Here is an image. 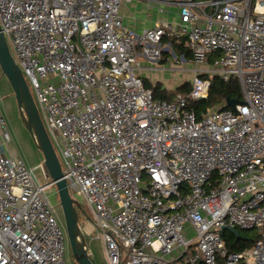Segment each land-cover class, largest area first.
Instances as JSON below:
<instances>
[{
  "label": "built area",
  "instance_id": "2783aa9c",
  "mask_svg": "<svg viewBox=\"0 0 264 264\" xmlns=\"http://www.w3.org/2000/svg\"><path fill=\"white\" fill-rule=\"evenodd\" d=\"M126 1L0 0L70 196L84 197L109 264H264V0H147L177 5L178 20L141 32L122 22ZM166 33L185 36L194 63L172 100L137 73ZM214 75L237 79L241 102L198 117L191 102ZM51 185L16 154L0 104V264H69ZM224 225L258 237L230 250Z\"/></svg>",
  "mask_w": 264,
  "mask_h": 264
},
{
  "label": "water",
  "instance_id": "95a60500",
  "mask_svg": "<svg viewBox=\"0 0 264 264\" xmlns=\"http://www.w3.org/2000/svg\"><path fill=\"white\" fill-rule=\"evenodd\" d=\"M0 69L5 75L14 93L20 116L32 136L37 148L43 157V165L47 177L56 186L59 202L62 207L64 225L66 229L69 247L80 264H96L89 253L84 235L79 225L78 203L69 194L66 180L63 178L62 167L57 156L56 149L51 141L49 133L43 123L38 106L30 91L26 78L13 57L8 41L0 28ZM238 99L227 98L226 105L233 107ZM228 230L236 237L243 234L234 226L224 225L220 231ZM200 264V263H196Z\"/></svg>",
  "mask_w": 264,
  "mask_h": 264
},
{
  "label": "crops",
  "instance_id": "0c3cea01",
  "mask_svg": "<svg viewBox=\"0 0 264 264\" xmlns=\"http://www.w3.org/2000/svg\"><path fill=\"white\" fill-rule=\"evenodd\" d=\"M121 8L123 9L121 14L123 24L133 27L137 32H141L147 27H153L156 23L173 22L178 20L179 8L177 5L171 3H152L147 0H129L123 2L120 9ZM162 42L164 47L168 48L162 50L161 58L159 60L153 61L144 57L143 55H139V68L137 69V73L142 78L143 82H146L151 86L155 85L156 83H160L163 88H165L166 91L171 94V99H173L176 93H180V91L177 90V87L184 83H188V81L182 79V76L178 73V66L174 64H178L177 62L181 63V61H183L181 59L182 55L184 56V60H188L190 62L192 60L190 59L189 54H177L173 46V43L180 44L181 42H183V45L186 46L185 36L176 37L166 33L163 36ZM169 54L174 55L175 63L169 62ZM177 59L179 61H177ZM192 72L193 76V69ZM13 137L14 136L12 135L14 150L16 154L23 157L19 145ZM79 225L90 253V241L94 240V237H100H98L97 231L95 233L93 221L87 218H82L79 219Z\"/></svg>",
  "mask_w": 264,
  "mask_h": 264
},
{
  "label": "rangeland",
  "instance_id": "374dc122",
  "mask_svg": "<svg viewBox=\"0 0 264 264\" xmlns=\"http://www.w3.org/2000/svg\"><path fill=\"white\" fill-rule=\"evenodd\" d=\"M122 8L120 9V14H122ZM10 50L13 54V50L11 48V45L9 43ZM169 62L173 63L175 61V57L173 54H169ZM175 63V62H174ZM178 64H174L178 66V73L182 76V79L185 81H188L186 87L180 90V93L183 95H187L189 89H190V82L192 79V69H194V63L188 60H183L181 63L177 62ZM172 65V64H171ZM180 66V67H179ZM26 81L30 87V91L35 99L34 96V90L31 88L29 84V80L26 77ZM0 104L2 107V110L5 114V117L7 119L11 135H13L14 140L19 145L20 151L22 152L23 158L26 161L28 165L33 167V172L38 179L39 182H45L48 181L49 178L46 176V170L43 169L41 164L43 165V157L40 152V150L37 148L32 136L30 135L28 129L25 127V124L20 116L17 103L15 100L14 93L11 89V86L6 78L5 75H2L1 69H0ZM55 147V145H54ZM57 156L59 160L62 162L63 165V159L61 152L55 147ZM48 199L51 203V205L54 208V213L58 217V219L63 223L64 225V217H63V212H62V207L59 202V195L56 189L55 185H51L48 188L47 191ZM75 200L78 203V217L79 219L82 218H87L91 221H93L92 218V212L89 210V206L84 200V197L82 195H75L74 196ZM65 226V225H64ZM238 230L242 233H246L250 238H254L256 235V231L254 229L252 230H243L239 229ZM95 233H96V228H95ZM89 248H90V255L94 259L96 264H109L106 256H105V251H104V246L102 243V240L100 238H95L94 240L90 241L89 243ZM189 255L193 254L192 250H189L188 253ZM67 255H68V263L69 264H80L76 261L70 247L68 244V250H67Z\"/></svg>",
  "mask_w": 264,
  "mask_h": 264
},
{
  "label": "trees",
  "instance_id": "16d2710c",
  "mask_svg": "<svg viewBox=\"0 0 264 264\" xmlns=\"http://www.w3.org/2000/svg\"><path fill=\"white\" fill-rule=\"evenodd\" d=\"M174 42V41H173ZM174 49L177 54L183 53L184 55H190L189 50L186 46L183 45V42L173 43ZM145 86L150 87L153 91V97L156 99H165L172 100L171 94L166 91L165 88L160 83H156L151 86L148 83L144 82ZM187 83H184L177 87V90L180 91L184 87H186ZM227 98H234L241 100L242 92L240 88V84L237 79H229L227 81L221 79L217 75H214L211 79L210 87L208 90V95L204 99L197 100L195 102H191V108L195 111L198 117H200L201 113L206 110L207 107L215 106L218 104H224L223 108H228L225 100ZM222 237L225 241L226 246L230 250L239 251L242 250L252 244V242L258 237L256 233L254 238H250L246 233H243V237H236L233 233L228 230H224L222 233ZM244 264V263H239Z\"/></svg>",
  "mask_w": 264,
  "mask_h": 264
}]
</instances>
